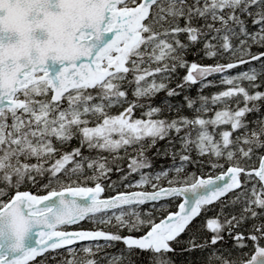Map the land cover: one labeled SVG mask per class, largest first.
<instances>
[{
  "label": "snow or ice",
  "instance_id": "1",
  "mask_svg": "<svg viewBox=\"0 0 264 264\" xmlns=\"http://www.w3.org/2000/svg\"><path fill=\"white\" fill-rule=\"evenodd\" d=\"M11 190L0 264H264V0H0Z\"/></svg>",
  "mask_w": 264,
  "mask_h": 264
},
{
  "label": "trees",
  "instance_id": "2",
  "mask_svg": "<svg viewBox=\"0 0 264 264\" xmlns=\"http://www.w3.org/2000/svg\"><path fill=\"white\" fill-rule=\"evenodd\" d=\"M256 50H257V49H253V51H256ZM188 59L191 61V60H193V59H195V58H194L193 56H189ZM201 63L210 64V63H213V61H211V60H204V61H201ZM245 67H247V66H245ZM242 70H243V69H239V68H238V69H235V70H233V74H235L236 72L242 71ZM180 74H181V76H182L184 73L181 72ZM172 86H175V85L173 84ZM198 87H199L198 85H197V86H194V87H193V88H192L187 94L195 98V97L197 96V88H198ZM225 87H226V86H224V85H220V86H218V87H210V88L204 89V91H203L202 94H203V95H209V96H210V95L213 94V93H216V92H219V91L223 90ZM164 96H165V94H164L163 92L160 93V94L155 98V100L153 101V103L158 105V104L161 102V100L164 99ZM130 98H131V96H130ZM181 100H182L181 97H175V98H174V102H180ZM117 111H118L117 109H114V110H113L114 113L117 112ZM184 114L191 116V115H192V112H191L190 110L185 109V110H184ZM209 115H211V113H210ZM136 116H140V112H139V111L136 112ZM248 119L251 120V119H253V117H252V116H249ZM162 143H163V142H162ZM72 144H73V146H75V145L77 144V141L74 140V141L72 142ZM150 154H151V153H150ZM105 155H107V154L105 153ZM193 155H194V153H193ZM32 162H35V161H32ZM168 163H170V162L167 161V160H157V161H156V164H157L158 167H161V166L167 165ZM255 163H256V166L258 167V163H259V161L256 160ZM190 170H192V169L190 168ZM219 171H220L219 169L216 170L217 173H218ZM135 178H136V177H133V179H135ZM112 179H113V180H118L119 177H118L116 174H113V175H112ZM42 182H43V181H42ZM88 186H93V185H91V183H89ZM29 189H30V190L32 191V193H34V194H45V193H46V192H38L36 187H31L30 185L22 186L20 190H29ZM14 192H15V190H11V191H9V195H8V196L3 197V198H0V199L8 200L12 195H14ZM112 194H113V193H111V192H109V191H106V192L104 193V196H110V195H112ZM229 195H231V194H229ZM178 202H179V201H178ZM178 202H177V203H178ZM145 207H147V206H145ZM172 210H176L175 207H173ZM207 215H208L209 217H211V216L213 215V213H212V212H209ZM203 220H204V216L202 215L201 217L197 218L196 223H202ZM259 222H260V221H257V223H259ZM250 224H251V222H249V225H250ZM249 225H246L245 227H248ZM82 227H83L84 229H92V228H93V225L90 224V223L83 222V223H82ZM101 227H103V226H101ZM105 230L115 231V229H105ZM137 235H139V233H137ZM247 243H248V248H245V249H244L245 252H249L250 249H251V247H252V242H251V241H247ZM261 244L264 245V240L261 241ZM121 247H122V245H117L116 248L108 249L107 251H108V252H112V253H117V252H119V250H120ZM61 251H63V250H61ZM47 255H48V254H46L45 256H47ZM101 255H103V253H101ZM65 258H68V257H67V253H65ZM42 259H43V257H40V258H38V259L35 260V261H30L29 264H40V261H41ZM174 259H175V261H176V264H182V262H184L186 259H195V256L188 257L187 254H185V255H183V256H176V257H174ZM46 264H53V262H52L51 260H48V261L46 262Z\"/></svg>",
  "mask_w": 264,
  "mask_h": 264
},
{
  "label": "water",
  "instance_id": "3",
  "mask_svg": "<svg viewBox=\"0 0 264 264\" xmlns=\"http://www.w3.org/2000/svg\"><path fill=\"white\" fill-rule=\"evenodd\" d=\"M72 227V226H71ZM26 245L29 243L28 239L26 238V241H25ZM40 257V256H38ZM38 257H36L35 259H37Z\"/></svg>",
  "mask_w": 264,
  "mask_h": 264
}]
</instances>
